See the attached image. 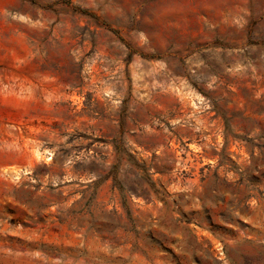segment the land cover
Masks as SVG:
<instances>
[{"label":"rangeland","instance_id":"rangeland-1","mask_svg":"<svg viewBox=\"0 0 264 264\" xmlns=\"http://www.w3.org/2000/svg\"><path fill=\"white\" fill-rule=\"evenodd\" d=\"M0 264H264V0H0Z\"/></svg>","mask_w":264,"mask_h":264},{"label":"trees","instance_id":"trees-1","mask_svg":"<svg viewBox=\"0 0 264 264\" xmlns=\"http://www.w3.org/2000/svg\"><path fill=\"white\" fill-rule=\"evenodd\" d=\"M144 171H145V173H147L146 169H144ZM146 176H147V179L150 181V179L148 178V173H147Z\"/></svg>","mask_w":264,"mask_h":264}]
</instances>
